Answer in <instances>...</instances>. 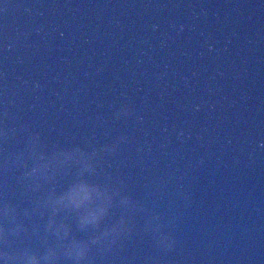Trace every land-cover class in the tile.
<instances>
[{"label":"water","instance_id":"water-1","mask_svg":"<svg viewBox=\"0 0 264 264\" xmlns=\"http://www.w3.org/2000/svg\"><path fill=\"white\" fill-rule=\"evenodd\" d=\"M75 148L83 175L53 159ZM80 181L98 226L45 203ZM5 207L0 250L55 264L71 239L79 264H264V0H0Z\"/></svg>","mask_w":264,"mask_h":264},{"label":"clouds","instance_id":"clouds-1","mask_svg":"<svg viewBox=\"0 0 264 264\" xmlns=\"http://www.w3.org/2000/svg\"><path fill=\"white\" fill-rule=\"evenodd\" d=\"M112 150V149H108ZM77 156L84 157L78 161L81 164V175L84 171L91 170L93 168L90 163V158L82 152L80 148H75L71 152H62L58 157L53 158L54 162L68 165L70 161L74 160ZM62 157V159H60ZM49 161L45 160L43 156L37 158V164L28 173L27 176L34 177L44 174L50 166ZM111 200L110 196L101 193L100 190L94 186H91L83 181L74 183L66 191L56 194L51 193L46 199L45 203L50 205L53 210L56 209H69L72 212H76L81 228H87L89 226H98L102 218L107 214V203ZM3 215L11 219H14L15 209L11 207H5L2 210ZM124 221L118 225L113 226L110 230L102 233L103 237L109 235L118 236L123 230ZM47 228L50 231H54L55 235L60 239H68L70 231L65 229L61 231L56 226L55 220L49 219ZM21 230L19 225L13 227L10 231L11 234H16ZM5 235V229L0 226V239H3ZM96 238H92L91 243H96ZM115 242V241H113ZM171 245H169L170 247ZM89 244L86 242L71 239L69 243L64 247V255L69 259L76 261L79 264L80 261L86 256ZM57 260V253L54 249H48L43 255L32 252L31 250H25L22 254L17 255L8 251L0 250V264H55Z\"/></svg>","mask_w":264,"mask_h":264}]
</instances>
